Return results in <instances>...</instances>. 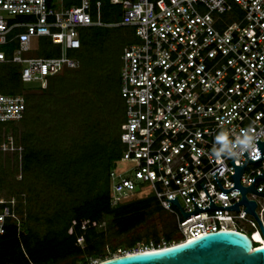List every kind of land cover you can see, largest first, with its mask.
Returning <instances> with one entry per match:
<instances>
[{"label": "built area", "instance_id": "1", "mask_svg": "<svg viewBox=\"0 0 264 264\" xmlns=\"http://www.w3.org/2000/svg\"><path fill=\"white\" fill-rule=\"evenodd\" d=\"M117 5L120 19L104 22L100 0H0V65L18 66L23 85L37 81L44 87L48 77L75 68L69 50L79 46L78 30L85 26H126L135 40L119 55L118 93L123 101V120L118 141L122 146L107 171L110 206L152 195L174 223L168 240L162 233L136 240L128 251L164 247L205 233L233 230L247 235L252 247L264 245V237L244 204L235 209H204L182 218V211L208 204L229 205L240 199L232 186L233 164L244 155L216 158L217 140H232L250 131L264 140V0H108ZM46 36L58 46L57 54L33 53L37 38ZM2 46H9L8 54ZM25 89L0 93V122L18 120L25 110ZM253 140V141H254ZM21 146L11 134L0 138V153L20 158ZM258 157L256 147L245 151ZM260 159L246 163L238 182L247 186L264 170ZM19 163V162H18ZM253 188L264 192V178ZM146 196V195H145ZM255 202L254 212L264 232L263 196L245 191ZM16 199L0 195V236L8 223L16 231L23 219L15 211ZM91 225L95 222L91 221ZM85 220L79 221L84 228ZM71 233V226L65 229ZM61 232L56 233V236ZM77 242L81 237L76 238ZM122 254V253H121ZM96 262V261H94ZM93 262V263H94Z\"/></svg>", "mask_w": 264, "mask_h": 264}, {"label": "trees", "instance_id": "2", "mask_svg": "<svg viewBox=\"0 0 264 264\" xmlns=\"http://www.w3.org/2000/svg\"><path fill=\"white\" fill-rule=\"evenodd\" d=\"M76 2L77 0H62V5L68 6ZM118 14L117 5L110 4L108 0H100L102 20L106 21ZM97 27L99 26H85L78 30L79 46L69 50V54L77 59L78 64L80 63L78 55L87 53L91 43L100 41L101 35ZM128 29L132 34L131 29ZM2 49L6 54L10 52L9 46H2ZM57 52L58 46L52 44L48 37L37 38V46L33 51L35 55L45 57ZM51 77L47 80L52 79ZM56 78L61 80L63 77L56 76ZM22 88L24 87L18 79V66L8 62L2 63L0 93L12 94L21 91ZM79 96V102L87 98L82 96L81 92ZM24 98L26 109V102L27 105H32V100L28 102L26 89ZM23 115L18 120L22 119ZM120 122L119 120L118 124ZM97 124L95 119L88 125L84 124L80 135L77 136L80 138L79 142L74 141L69 149L56 147L55 143L50 147L37 146L28 140V132L21 135V139L19 138L17 142L21 146L19 172L23 174V178H41L46 185L55 188L58 197L54 199L55 202L49 210L40 216L41 218L36 211H26L23 216L22 230L16 231L13 223L6 224L0 236V264H56L67 258L70 262L63 264H87L88 258L102 256L107 228H111L115 235L126 233L144 222L159 208L152 195L134 198L116 206L109 205L107 176L98 174L97 168L101 164L108 169L113 160L118 157L121 148L119 141L115 139L116 135L105 137L97 134ZM98 138L114 139L111 140L110 145L106 146ZM13 157L16 158V155L14 154ZM2 182L3 179L0 177V183ZM9 192L8 196L16 199V213L21 215L22 202H19L17 196L20 191L10 190ZM105 216H109V224L100 228L96 227ZM81 220L86 221L84 228L79 227ZM91 221L95 224L91 225ZM69 226H71V233H65V229ZM58 232L61 234L56 236ZM161 233L166 239H170L171 232L164 230ZM79 236L81 241L77 242L76 238ZM136 240V238L130 240L128 247H131ZM114 249L113 246L108 247L110 252Z\"/></svg>", "mask_w": 264, "mask_h": 264}, {"label": "rangeland", "instance_id": "3", "mask_svg": "<svg viewBox=\"0 0 264 264\" xmlns=\"http://www.w3.org/2000/svg\"><path fill=\"white\" fill-rule=\"evenodd\" d=\"M119 19L120 11L118 15L103 21L114 22ZM97 30L101 35L100 41L91 43L87 53L78 55L80 59L78 66L52 76V79L46 81L44 89H40L37 81L23 84L28 102L32 100V105H27L26 102L22 119L0 122V138L11 134L18 142L21 135L28 132V140L34 145L50 147L55 143L56 147L69 149L74 141L79 142L80 138L77 136L80 135L83 125H88L95 119L98 122L97 134L105 137L116 135L115 139L118 140V122L123 120V101L118 93L119 55L122 47L134 40V37L126 26L102 25L97 27ZM56 76L63 78L59 80L60 78ZM80 92L82 96L87 97L81 102H79ZM94 98L96 99L92 101ZM98 139L108 146L114 138ZM119 147L122 148L120 143ZM13 156L14 154L10 152L0 153V177L3 179L0 183V195L8 197L10 190L20 191L17 195L19 202H22L20 217L24 220V213L31 210L36 211L40 217L54 204L58 192L53 186L46 185L39 177L23 178V174L19 172L17 155L16 158ZM98 166V174L107 176L108 169L101 164ZM2 169L5 173L1 171ZM26 183L29 184L28 188ZM147 194L146 189L136 193L137 196ZM108 221L109 216H105L96 227H104L109 224ZM173 227L174 223L170 215L159 207L144 222L126 233L115 235L111 228H107L102 256L88 258L87 264L129 250L128 243L133 238L144 239L164 230L170 233ZM39 228L41 229L40 226ZM109 246L115 248L113 252L108 250ZM65 262H70V259L61 260L56 264Z\"/></svg>", "mask_w": 264, "mask_h": 264}, {"label": "water", "instance_id": "4", "mask_svg": "<svg viewBox=\"0 0 264 264\" xmlns=\"http://www.w3.org/2000/svg\"><path fill=\"white\" fill-rule=\"evenodd\" d=\"M253 143L258 151V157L250 159L247 157L246 152H243L242 155H244V159L241 164H233L231 159L228 160L233 166V172L229 174L233 180L232 186L229 188H221L214 176L215 171L211 173V176L214 177L222 192H225L231 187L238 188L241 196L236 202L229 205H213L202 186V182H200L199 185L208 198V204L203 207L196 206L190 195V191L185 192L193 203V209L188 212L181 210L174 199V195L171 198L165 199L178 206L183 215L182 218L204 209L237 210L238 204L242 203L245 205L242 211H247L253 215L264 237L263 229L254 212L255 202L252 199H246L244 196L245 191L261 194L263 196L264 205V192L254 189L252 185L254 179L264 178V170L254 175L251 178L250 184L247 186H241L238 182V177L243 165L248 162L253 163L262 158L261 152L264 149V140L256 139ZM91 264H264V245L252 247L251 241L247 235L238 231L222 230L205 233L160 248L110 256Z\"/></svg>", "mask_w": 264, "mask_h": 264}, {"label": "clouds", "instance_id": "5", "mask_svg": "<svg viewBox=\"0 0 264 264\" xmlns=\"http://www.w3.org/2000/svg\"><path fill=\"white\" fill-rule=\"evenodd\" d=\"M254 137L248 129L243 134L229 140L227 138L218 139L216 142L218 147L212 149V155L216 158H235L245 151L255 147L253 143Z\"/></svg>", "mask_w": 264, "mask_h": 264}, {"label": "bare ground", "instance_id": "6", "mask_svg": "<svg viewBox=\"0 0 264 264\" xmlns=\"http://www.w3.org/2000/svg\"><path fill=\"white\" fill-rule=\"evenodd\" d=\"M188 239H190V238H188ZM130 251H128V252H126V253H129Z\"/></svg>", "mask_w": 264, "mask_h": 264}]
</instances>
